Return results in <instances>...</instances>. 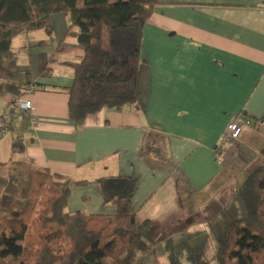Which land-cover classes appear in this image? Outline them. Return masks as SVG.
Listing matches in <instances>:
<instances>
[{"label":"crops","instance_id":"1","mask_svg":"<svg viewBox=\"0 0 264 264\" xmlns=\"http://www.w3.org/2000/svg\"><path fill=\"white\" fill-rule=\"evenodd\" d=\"M156 1L143 28L138 107L103 109L82 127L68 111L74 72L66 63L84 54L68 17L54 14L46 29L12 39L15 58L4 67L33 89L37 124L20 114L0 137V193H11L10 177L47 171L83 183L70 186L67 213L112 215L99 184L129 178L136 222H150L151 240L162 244L204 229L264 166V0ZM6 111H14L9 95L0 97V118ZM238 115L251 126L225 139ZM15 136L24 149L12 155ZM149 140L158 157L145 151ZM7 202L8 211L21 205L20 197ZM156 264H168L166 255Z\"/></svg>","mask_w":264,"mask_h":264},{"label":"trees","instance_id":"2","mask_svg":"<svg viewBox=\"0 0 264 264\" xmlns=\"http://www.w3.org/2000/svg\"><path fill=\"white\" fill-rule=\"evenodd\" d=\"M156 0H0V97L21 95L26 87L18 73L4 67L14 59L13 38L46 29L54 14L68 17L70 33L83 50L74 72L68 111L75 127L103 109L137 108L143 28ZM73 29H76L73 32ZM49 71L44 69L42 76ZM1 123H5L3 117ZM7 129L12 125L7 123ZM145 151L158 157L151 140ZM15 136L11 154L23 152ZM264 154V150L262 152ZM7 180L0 177V188ZM70 177L29 171L21 206L0 216V264H264V166L239 187L217 217L204 229L184 233L178 241L155 244L151 223L137 224L130 196L135 182L110 178L99 184L103 204L112 215L66 211ZM212 255L207 256L208 247Z\"/></svg>","mask_w":264,"mask_h":264},{"label":"built area","instance_id":"3","mask_svg":"<svg viewBox=\"0 0 264 264\" xmlns=\"http://www.w3.org/2000/svg\"><path fill=\"white\" fill-rule=\"evenodd\" d=\"M33 92V89L26 87L24 92L16 98H13L14 111H6L3 116L5 123H0V137L6 131V125L11 121V119H18L20 114H28L31 123V128L37 124V119L34 115V106L28 96ZM251 126V121L247 118L238 115L234 120H232L224 130V138L228 140H236L240 136V133L244 127Z\"/></svg>","mask_w":264,"mask_h":264},{"label":"rangeland","instance_id":"4","mask_svg":"<svg viewBox=\"0 0 264 264\" xmlns=\"http://www.w3.org/2000/svg\"><path fill=\"white\" fill-rule=\"evenodd\" d=\"M20 132H23V131H20ZM13 176H16V175H13ZM9 179L12 180V182H13L12 183V189L10 190L11 196L8 193H5V195H3V193H0L1 194L0 197H2V198L4 197L3 199H0V209H1L0 216L7 215V213H8V210H5L6 209L5 206H6V204L9 203V202H7V199H9V197H14V202H16V201L18 202V199L20 197V202L22 204V200H23V196H24V192H22V188L24 191V186H26V182H24V179H22V177H20V176L10 177ZM20 194H21V196H20ZM18 208H16V209H18ZM211 255H212V247L210 246L207 249L208 258H210ZM136 264H143V261L139 260Z\"/></svg>","mask_w":264,"mask_h":264}]
</instances>
